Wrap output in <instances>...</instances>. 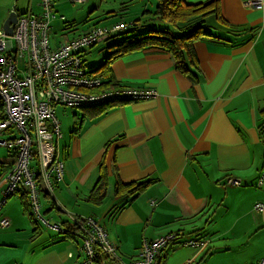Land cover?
Returning a JSON list of instances; mask_svg holds the SVG:
<instances>
[{
    "label": "crops",
    "instance_id": "obj_1",
    "mask_svg": "<svg viewBox=\"0 0 264 264\" xmlns=\"http://www.w3.org/2000/svg\"><path fill=\"white\" fill-rule=\"evenodd\" d=\"M184 1L190 6L218 1L227 22L213 15L205 19L214 38L195 43L194 75L179 72L165 49L148 48L116 60L110 75L118 88L154 89L157 98L91 109L58 107L62 137L57 148L65 177L56 186L55 200L44 196L41 212L53 226L64 227L69 214L96 219L124 262L136 258L145 241L176 233L181 241L206 245L179 242L161 252L157 264H204L201 259L211 251L230 257L247 243L236 264H256L264 258V213L254 212L255 204L264 202V184L259 187L264 174V8H246L250 0ZM89 2L93 9L85 20L77 21L73 12L66 24L60 21L59 42L53 41L52 26L53 46L95 25L162 24L143 17L154 12L157 0ZM14 9L41 14L39 0H0L2 24ZM102 166L109 190L96 205L89 199ZM229 178L241 185L228 186ZM118 179L155 183L129 203L128 195L115 193ZM23 194L2 211L11 226L0 228V264H80L81 240L47 227L31 212L30 217Z\"/></svg>",
    "mask_w": 264,
    "mask_h": 264
},
{
    "label": "built area",
    "instance_id": "obj_2",
    "mask_svg": "<svg viewBox=\"0 0 264 264\" xmlns=\"http://www.w3.org/2000/svg\"><path fill=\"white\" fill-rule=\"evenodd\" d=\"M86 0H72L83 4ZM55 0H39L41 14H19L13 36L0 29V98L4 118L0 119V146L11 151L14 163L0 177V228L11 226L2 215L3 208L16 193L28 196L35 219L51 227L41 212V195L55 200L56 186L65 177V164L58 153L62 137L56 109L87 108L105 104H122L158 97L156 90L116 88L98 93L103 79L86 70L84 56L98 43L131 28L118 22L107 26L95 25L86 33L64 39L53 46L52 22L57 18ZM246 8L262 10L264 0H250ZM65 17L61 16V20ZM228 186L239 187V179L229 178ZM264 184V174L259 187ZM155 203H153L154 205ZM254 212L264 213V202L254 206ZM78 228L81 240L80 264H96L107 258L117 264H157L159 254L180 242L185 247L204 248L202 240L186 239L181 234H169L156 240L145 241L136 258L124 262L108 231L92 217L68 215ZM61 232L60 225L52 226ZM186 264H192L189 261ZM256 264H264V258Z\"/></svg>",
    "mask_w": 264,
    "mask_h": 264
},
{
    "label": "trees",
    "instance_id": "obj_3",
    "mask_svg": "<svg viewBox=\"0 0 264 264\" xmlns=\"http://www.w3.org/2000/svg\"><path fill=\"white\" fill-rule=\"evenodd\" d=\"M212 15L215 16L220 23L227 25L218 1L190 6L187 5L184 0H157V6L154 12L147 11L143 17L152 16L159 22L164 23L165 26L157 27L150 25L147 27L146 25H139L140 20H138L131 25L128 31L114 36H124V39L111 45L110 53L104 58L100 65L96 66L94 72H91L95 76L101 77L103 83L98 89H92L90 92L98 93L118 88L115 86L110 75L111 65L118 59L153 47L165 49L171 55L175 68L179 72L193 76V70L197 68V57L194 48L195 43L199 40H212L214 38L213 34L204 26L205 19ZM142 28H144V30H141ZM111 105L114 104H105L101 105V107H110ZM94 107L99 108V106ZM87 108L91 109L92 107ZM3 118V102L0 98V119ZM154 183V180H145L132 184H124L118 179L115 193L117 195H128L130 203L145 193ZM108 190V177L102 166L100 179L89 201L96 205L101 204L106 198ZM22 202L26 212H29L30 217H32L28 196L26 194L22 195ZM32 218L35 217L33 216ZM63 225L64 227H61V233L67 234V236H70L73 240L77 238L80 239L78 228L70 221L65 222ZM207 257L208 254L201 259V262ZM96 264L117 263L107 258H100Z\"/></svg>",
    "mask_w": 264,
    "mask_h": 264
},
{
    "label": "rangeland",
    "instance_id": "obj_4",
    "mask_svg": "<svg viewBox=\"0 0 264 264\" xmlns=\"http://www.w3.org/2000/svg\"><path fill=\"white\" fill-rule=\"evenodd\" d=\"M59 1L55 0V3L57 5V9H58V13H56L57 18L54 20V22H52V26H53V29H54L53 41H55V42L56 41L59 42V40H60L59 38H62V37H60V36H62V35H60V33H61L60 29H62V27H63L62 26L63 22H60V21H62L61 20V16L65 17L64 20H66L65 21V24H66L67 20H69V19L71 20V18H70L71 14L73 12H76L75 13L76 20L77 21H83V20L86 19V17L88 16L89 12L92 11V9H93V5L89 4L91 2V1L89 2V0H86V2L83 3V5L74 4V3H72V0H70L71 3L65 4L63 6L60 5ZM87 5H89V6H87ZM82 9H85L84 13H83V11H81ZM18 11H22V10L20 8H18ZM126 21H129V20H126ZM101 23L105 24L104 21L101 22ZM158 25L165 26L164 23H162V24L159 23ZM158 25H155V26L158 27ZM0 29H2V23L1 22H0ZM123 39H124V36L112 37L111 39L104 40V41L98 43L91 52H88L84 56L86 70L88 72H90V73L94 72V70L96 69V66L100 65L103 62L104 58H106V56L110 53V46L113 45L114 43H117V42L123 40ZM147 90H154V89H147ZM60 109H58L57 113L59 112ZM2 137L3 136H0V138H2ZM14 162L15 161H14V158H13V155H12L11 151L7 150V148H4L3 146H0V177H3L6 174L8 168H10V166ZM16 194H19V193H16ZM16 194L13 195L9 199L8 202H10L13 198H17ZM40 202L41 203L42 202H46L44 195H41ZM45 220H48V218H45ZM40 222H42V221H40ZM51 226H53V225H51ZM47 227H49V226H47ZM262 236H264V235H262ZM258 238H260V237H258ZM258 238H257V240H258ZM248 246H249L248 243L245 244V246H243V248H241V250L236 251L230 257H227L225 255H221L218 252L216 254V252L211 251L212 253L209 252L208 257L206 258V260L208 258L209 259L212 258V259L208 263H205L206 262V260H205L204 264H236V260H238V258L241 255H243L245 252H247L246 248H248ZM222 247H224V246H222Z\"/></svg>",
    "mask_w": 264,
    "mask_h": 264
},
{
    "label": "water",
    "instance_id": "obj_5",
    "mask_svg": "<svg viewBox=\"0 0 264 264\" xmlns=\"http://www.w3.org/2000/svg\"><path fill=\"white\" fill-rule=\"evenodd\" d=\"M18 13L14 9L13 12H11L7 18L4 20L2 24V29L5 31L7 36H13L14 33V27L18 22Z\"/></svg>",
    "mask_w": 264,
    "mask_h": 264
}]
</instances>
